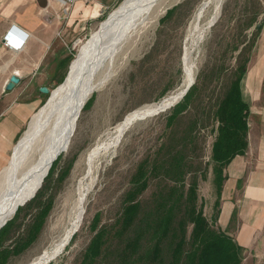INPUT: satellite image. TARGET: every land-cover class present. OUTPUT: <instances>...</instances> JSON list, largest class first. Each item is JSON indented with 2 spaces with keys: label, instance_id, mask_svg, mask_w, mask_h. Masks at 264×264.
I'll return each instance as SVG.
<instances>
[{
  "label": "rangeland",
  "instance_id": "obj_1",
  "mask_svg": "<svg viewBox=\"0 0 264 264\" xmlns=\"http://www.w3.org/2000/svg\"><path fill=\"white\" fill-rule=\"evenodd\" d=\"M124 1L109 9L91 31L69 44L64 75L50 80L47 88L51 93L38 91L36 95L42 103L33 117L52 101L53 94L69 77L79 52L103 29ZM212 1L180 0L170 4L151 28L139 27L123 46L114 64L102 72L107 83L104 82V86L95 91L82 108L74 123L68 147L56 160V172L47 182L48 188L44 189L48 198L52 199L53 207L42 232L27 242V230L36 220L37 213L34 208L36 202H30L33 198L29 199L22 206V218L17 222V226L22 225V228L16 229V226L12 239L5 243L4 247H12L13 253L3 264H31L57 247L66 233L79 185L87 175L89 154L99 143L107 142L106 150L95 164L98 170L96 183L87 198L83 223L70 245L49 264H83L90 243L101 230L105 232L101 255L92 264H135L121 255L126 242L137 231L136 226L126 228L122 224L129 201L127 196L135 188L139 167L143 165L149 172L157 164L161 168L160 165L167 163L176 150L184 153L191 171L186 177L187 187L193 181L199 184V206L203 205L209 222L220 226L218 201L221 202V199L217 195L212 161V148L219 127L216 111L231 83L238 79L244 66L248 68L249 62L259 52L256 45L261 37L259 27L262 29L264 26V0H224L220 16L194 54L197 67L196 82L192 87L196 90L184 113L168 124L175 107L183 104L187 93L185 96L183 93L184 97L169 110L134 121L122 133L114 134L115 129L126 123L140 107L162 103L178 94L188 76L185 47L193 38L195 19L204 5ZM213 10L214 6L210 5L203 18L207 19ZM203 18L198 23L199 27L206 22ZM29 123L11 146L7 159L0 164V171L10 164ZM151 173H148L149 186L135 200L142 203L141 214L151 209L154 195L166 184L163 174L158 177ZM19 239L26 241L22 243V248L15 249L13 245ZM245 258L243 255L242 264H264L252 256L246 261Z\"/></svg>",
  "mask_w": 264,
  "mask_h": 264
},
{
  "label": "crops",
  "instance_id": "obj_2",
  "mask_svg": "<svg viewBox=\"0 0 264 264\" xmlns=\"http://www.w3.org/2000/svg\"><path fill=\"white\" fill-rule=\"evenodd\" d=\"M120 1L0 0V164L41 105L38 91L64 75L69 44ZM260 30L259 52L241 84L250 107L248 148L225 171L218 224L241 247L245 261L252 256L264 263V26ZM6 40L21 49H8ZM14 75L20 82L7 91Z\"/></svg>",
  "mask_w": 264,
  "mask_h": 264
},
{
  "label": "trees",
  "instance_id": "obj_3",
  "mask_svg": "<svg viewBox=\"0 0 264 264\" xmlns=\"http://www.w3.org/2000/svg\"><path fill=\"white\" fill-rule=\"evenodd\" d=\"M245 73L246 66L241 70L238 79L231 83L226 97L220 101L216 111L219 127L212 148V161L215 166L214 181L219 199L222 196L225 171L229 163L237 156H244L248 148L250 107L241 92ZM195 90L196 88L192 87L187 92L183 104L175 107L168 124L175 121L188 108ZM172 153L171 159L160 165L163 172L158 164L150 171L151 175L158 177L163 174L166 184L157 190L153 197V206L143 214L140 213L142 203L135 200L137 195L149 186L150 172L143 165L139 167L135 188L127 196L129 201L122 221L124 227L136 226L137 231L126 242L127 245L122 249L121 255L135 264H242L241 247L220 226L209 222L204 214L203 205L199 206V184L193 181L187 187L186 177L191 171L187 167L186 156L182 151L176 150ZM56 164L55 161L43 188L30 201L36 202L34 208L37 213L36 220L27 230V242H31V239L37 238L42 232L41 229L53 207V201L48 198L44 189L48 188L47 182L51 181L56 172ZM22 209L19 208L14 218L0 229V264L6 262L9 254L13 253L12 247L4 246L12 239L13 230L18 220L22 218ZM18 227L21 229L22 225H18L16 229ZM190 227H192L190 236L187 237ZM104 235L105 232L101 230L92 240L83 264H92L101 255ZM19 240L13 245L16 246L15 249L22 248V243L26 241Z\"/></svg>",
  "mask_w": 264,
  "mask_h": 264
},
{
  "label": "bare ground",
  "instance_id": "obj_4",
  "mask_svg": "<svg viewBox=\"0 0 264 264\" xmlns=\"http://www.w3.org/2000/svg\"><path fill=\"white\" fill-rule=\"evenodd\" d=\"M179 1L125 0L109 17L103 29L96 33L79 52L76 64L72 66L73 69L66 82L53 94L52 101L32 118L10 164L0 172V229L12 220L20 207L26 205L27 201L36 195L40 185L48 177L54 159L68 147L74 123L80 116L82 108L95 91L107 83L106 76L101 75L102 72L104 73L107 67L114 64L123 46L139 27L151 28L170 4ZM223 3L224 0H213L204 5L195 19L197 23L195 22L193 38H190V43L185 47L188 76L178 94L162 103L140 107L126 123L115 129L114 134L122 133L134 121L169 110L181 100L185 90L196 82L197 66L194 54L206 39L210 27L220 16ZM210 5L214 6V10L207 19L205 18V22L203 17ZM202 18L205 24L199 27L198 23ZM106 143H99L89 154L88 172L79 185L77 201L68 218L65 235L57 243V247L47 251L31 264H49L54 261L70 245L71 239L80 230L88 195L96 183L98 170L95 164L100 154L106 150Z\"/></svg>",
  "mask_w": 264,
  "mask_h": 264
},
{
  "label": "water",
  "instance_id": "obj_5",
  "mask_svg": "<svg viewBox=\"0 0 264 264\" xmlns=\"http://www.w3.org/2000/svg\"><path fill=\"white\" fill-rule=\"evenodd\" d=\"M20 82V79L17 77V76H12L11 78H10V81L8 82V84L6 85L7 87H6V90L8 91V90H12V89H14V87H15V85H17L18 83ZM193 85H191V86H189L186 90H185V92H184V96L186 95V93L191 89V87H192ZM41 92L42 93H44V94H49V93H51V91H50V89L49 88H47V87H43V88H41ZM183 96V97H184ZM70 139V138H69ZM59 156H60V154H58L57 156H56V158L54 159L55 161L59 158ZM53 165V164H52ZM52 167V166H51ZM36 195H34L33 196V198L35 197ZM7 224V223H6ZM5 224V225H6ZM4 225V226H5Z\"/></svg>",
  "mask_w": 264,
  "mask_h": 264
},
{
  "label": "built area",
  "instance_id": "obj_6",
  "mask_svg": "<svg viewBox=\"0 0 264 264\" xmlns=\"http://www.w3.org/2000/svg\"><path fill=\"white\" fill-rule=\"evenodd\" d=\"M5 47L13 51H19L21 49L18 45H16L14 42H11L9 40L5 41Z\"/></svg>",
  "mask_w": 264,
  "mask_h": 264
}]
</instances>
